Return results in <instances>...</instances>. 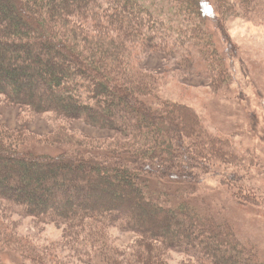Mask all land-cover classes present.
Wrapping results in <instances>:
<instances>
[{
  "label": "trees",
  "instance_id": "obj_1",
  "mask_svg": "<svg viewBox=\"0 0 264 264\" xmlns=\"http://www.w3.org/2000/svg\"><path fill=\"white\" fill-rule=\"evenodd\" d=\"M171 3L206 63L210 88L222 90L230 73L204 20L218 25L230 11L264 25V0ZM182 34L139 0H0L3 101L112 133L89 142L55 127L37 140L62 148L49 155L21 149L24 138L0 124V200L38 224L62 228L46 246L13 242L0 229V250L16 251L29 264H67L69 257L51 254L69 250L82 264H171L172 253L186 257L179 264H264L231 225L190 202L202 178L220 165L243 169L254 157L229 137L210 134L192 108L162 99L159 80L136 60L135 47L173 53ZM184 62L191 66L193 59ZM212 175L232 187L237 202L258 205L237 172ZM167 180L179 184L173 198L151 190L150 182ZM113 227L135 239L117 246Z\"/></svg>",
  "mask_w": 264,
  "mask_h": 264
},
{
  "label": "rangeland",
  "instance_id": "obj_2",
  "mask_svg": "<svg viewBox=\"0 0 264 264\" xmlns=\"http://www.w3.org/2000/svg\"><path fill=\"white\" fill-rule=\"evenodd\" d=\"M164 27L178 28L183 32L179 37L182 44L168 52H134L139 66L152 72L159 80L160 97L192 108L203 120L206 130L213 135L229 137V140L241 151L248 150L254 157V164L243 169L220 165L218 170L202 178L197 193L190 198L192 206L199 210L216 214L221 220L232 226L237 238L243 244L253 245L259 258L264 260V25L247 22L230 11L215 25L211 17L204 20V29L208 39L224 60L230 73L220 91L210 88L211 79L206 63L192 48L188 27L183 18L174 14L171 0H139ZM88 23V22H87ZM164 34L160 37L163 39ZM226 41L231 44V56L228 57ZM158 43V40L156 41ZM171 44V43H170ZM169 44V45H170ZM193 59L187 66L184 57ZM0 124L4 129L24 138L27 144L21 149L35 153L56 155L61 147L49 146L37 141L48 139L61 127L65 132L86 139L89 142L106 140L112 133L85 126L79 121H55L49 114L33 115L20 106H10L0 97ZM237 172L242 178L244 192L254 196L258 205L252 202H237L230 191L231 186H223L216 171ZM151 190L173 198L179 184L172 180L152 181ZM232 191V190H231ZM38 221V220H37ZM0 229L14 242L24 245L48 244L57 242L62 228L53 224H38L31 217L16 212L11 205L0 200ZM112 240L119 247L131 243L135 235L110 229ZM69 252L52 253L51 257H69L67 264H82L76 254ZM171 264L185 260L184 254H170ZM0 264H29L21 260L15 251L7 248L0 250Z\"/></svg>",
  "mask_w": 264,
  "mask_h": 264
}]
</instances>
